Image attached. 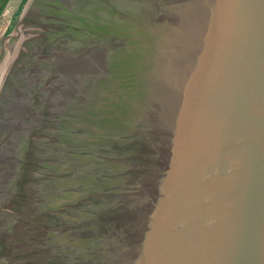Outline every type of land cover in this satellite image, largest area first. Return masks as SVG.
Listing matches in <instances>:
<instances>
[{"label":"water","instance_id":"95a60500","mask_svg":"<svg viewBox=\"0 0 264 264\" xmlns=\"http://www.w3.org/2000/svg\"><path fill=\"white\" fill-rule=\"evenodd\" d=\"M25 6L0 264H264V0Z\"/></svg>","mask_w":264,"mask_h":264},{"label":"rangeland","instance_id":"374dc122","mask_svg":"<svg viewBox=\"0 0 264 264\" xmlns=\"http://www.w3.org/2000/svg\"><path fill=\"white\" fill-rule=\"evenodd\" d=\"M28 0H17V5L12 11L1 12L0 15V43L2 40L14 35L20 23V19Z\"/></svg>","mask_w":264,"mask_h":264},{"label":"crops","instance_id":"0c3cea01","mask_svg":"<svg viewBox=\"0 0 264 264\" xmlns=\"http://www.w3.org/2000/svg\"><path fill=\"white\" fill-rule=\"evenodd\" d=\"M17 5V0H0V15L1 12L7 13L8 11H12Z\"/></svg>","mask_w":264,"mask_h":264}]
</instances>
